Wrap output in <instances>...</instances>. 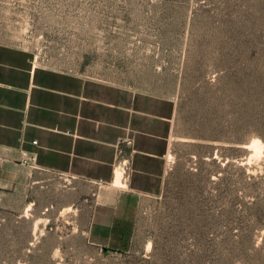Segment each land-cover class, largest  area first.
Returning <instances> with one entry per match:
<instances>
[{"label":"rangeland","instance_id":"374dc122","mask_svg":"<svg viewBox=\"0 0 264 264\" xmlns=\"http://www.w3.org/2000/svg\"><path fill=\"white\" fill-rule=\"evenodd\" d=\"M0 42L167 97L176 136L196 141L176 143L126 243L90 240L81 207L98 185L72 181L69 214L0 190V264H264V0H0Z\"/></svg>","mask_w":264,"mask_h":264},{"label":"crops","instance_id":"0c3cea01","mask_svg":"<svg viewBox=\"0 0 264 264\" xmlns=\"http://www.w3.org/2000/svg\"><path fill=\"white\" fill-rule=\"evenodd\" d=\"M177 115L167 97L52 68L0 42V190L25 211L69 214L72 181L98 185L100 196L81 207L90 240L129 242L143 198L166 190L176 143L196 142L176 136ZM23 153L36 155L34 166Z\"/></svg>","mask_w":264,"mask_h":264},{"label":"built area","instance_id":"2783aa9c","mask_svg":"<svg viewBox=\"0 0 264 264\" xmlns=\"http://www.w3.org/2000/svg\"><path fill=\"white\" fill-rule=\"evenodd\" d=\"M23 157L24 159L21 162L22 164L26 166H34L37 159L35 154L23 153Z\"/></svg>","mask_w":264,"mask_h":264},{"label":"bare ground","instance_id":"6f19581e","mask_svg":"<svg viewBox=\"0 0 264 264\" xmlns=\"http://www.w3.org/2000/svg\"><path fill=\"white\" fill-rule=\"evenodd\" d=\"M251 147H253L255 150H258V151H261L263 149L262 143L260 141H258V140L253 141ZM117 177H118V179H117L116 183L118 185H120V177L121 176H117Z\"/></svg>","mask_w":264,"mask_h":264}]
</instances>
